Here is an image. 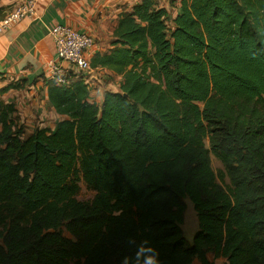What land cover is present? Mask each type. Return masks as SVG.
Returning <instances> with one entry per match:
<instances>
[{
	"label": "trees",
	"instance_id": "1",
	"mask_svg": "<svg viewBox=\"0 0 264 264\" xmlns=\"http://www.w3.org/2000/svg\"><path fill=\"white\" fill-rule=\"evenodd\" d=\"M111 44L90 67L119 90L98 104L85 79L50 84L55 129L26 136L0 103V264H142V246L159 264H264V0H142Z\"/></svg>",
	"mask_w": 264,
	"mask_h": 264
},
{
	"label": "crops",
	"instance_id": "2",
	"mask_svg": "<svg viewBox=\"0 0 264 264\" xmlns=\"http://www.w3.org/2000/svg\"><path fill=\"white\" fill-rule=\"evenodd\" d=\"M21 0H0V19ZM142 0H38L35 19H24L0 34V103L13 104L25 135L36 128L55 129L66 118L56 113L48 98L50 82L45 77L47 63L54 59L55 43L50 31L56 25H69L93 34L96 45L90 53H104L112 48L114 30L122 13L129 12ZM173 14L179 12L181 0H157ZM107 73L91 69L90 73ZM21 85L19 88L9 87ZM90 101L102 103L104 92L96 75L90 78ZM98 89L94 91L93 87ZM119 90V89H118ZM115 90L114 92H117ZM96 92L99 94L96 97ZM94 95V96H93ZM27 128V129H25ZM1 129V127H0ZM28 132V134L26 133Z\"/></svg>",
	"mask_w": 264,
	"mask_h": 264
},
{
	"label": "built area",
	"instance_id": "3",
	"mask_svg": "<svg viewBox=\"0 0 264 264\" xmlns=\"http://www.w3.org/2000/svg\"><path fill=\"white\" fill-rule=\"evenodd\" d=\"M38 0H21L0 20V34L24 19H35ZM55 43V58L45 69V77L52 85L68 86L80 78L90 84V53L96 45L93 34L81 32L69 25H56L50 31ZM91 90V89H90Z\"/></svg>",
	"mask_w": 264,
	"mask_h": 264
},
{
	"label": "rangeland",
	"instance_id": "4",
	"mask_svg": "<svg viewBox=\"0 0 264 264\" xmlns=\"http://www.w3.org/2000/svg\"><path fill=\"white\" fill-rule=\"evenodd\" d=\"M96 75L97 81L99 80L102 89H108L110 91H115L119 89L120 81H121V76L117 75H110V74H105L103 76H99V73H89L87 76L90 78L92 76ZM114 75V76H113ZM94 91L98 89L97 86L93 87ZM99 94H101L99 92ZM98 92H96V97L99 95ZM94 96V95H93ZM94 102H97V99H93ZM100 104V103H98ZM22 125V124H21ZM27 129V128H25ZM28 134V132L26 131ZM206 145L209 147V141L208 139L206 140ZM212 158V167L217 175V180L218 182L226 189L229 190L231 185L230 179L226 173V170L221 163L219 159H217L214 155L211 156ZM95 195V192L88 189L87 186L85 185L84 181L80 182V192L78 195V199L83 202H89L93 199ZM187 208L186 212L184 215V221L182 223V230L184 237L188 241L189 244H192L193 238L196 235V233L199 230V225H198V219H197V214L194 209L193 202L190 199H185ZM65 235L68 237H71L70 234L65 232ZM209 259L210 261L215 262L216 264H227V260L224 258H219V259H214L211 254H209ZM193 264H198V262H194Z\"/></svg>",
	"mask_w": 264,
	"mask_h": 264
},
{
	"label": "clouds",
	"instance_id": "5",
	"mask_svg": "<svg viewBox=\"0 0 264 264\" xmlns=\"http://www.w3.org/2000/svg\"><path fill=\"white\" fill-rule=\"evenodd\" d=\"M138 260L142 261V264H159L158 254L154 249L145 248L142 246L141 250L137 253Z\"/></svg>",
	"mask_w": 264,
	"mask_h": 264
}]
</instances>
